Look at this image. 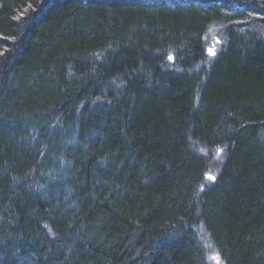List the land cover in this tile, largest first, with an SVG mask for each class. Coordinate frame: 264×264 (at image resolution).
<instances>
[{"label": "trees", "instance_id": "trees-1", "mask_svg": "<svg viewBox=\"0 0 264 264\" xmlns=\"http://www.w3.org/2000/svg\"><path fill=\"white\" fill-rule=\"evenodd\" d=\"M214 256L264 264V0H0V264Z\"/></svg>", "mask_w": 264, "mask_h": 264}, {"label": "snow or ice", "instance_id": "snow-or-ice-1", "mask_svg": "<svg viewBox=\"0 0 264 264\" xmlns=\"http://www.w3.org/2000/svg\"><path fill=\"white\" fill-rule=\"evenodd\" d=\"M209 51H210L213 55L215 54L214 51H213L212 49H209ZM168 58H169L170 60L173 59L171 56H169ZM208 179H215V177H214V176H209ZM213 258H214V259H218V258H216V257H213Z\"/></svg>", "mask_w": 264, "mask_h": 264}, {"label": "rangeland", "instance_id": "rangeland-1", "mask_svg": "<svg viewBox=\"0 0 264 264\" xmlns=\"http://www.w3.org/2000/svg\"><path fill=\"white\" fill-rule=\"evenodd\" d=\"M212 49V48H211ZM214 257H216V256H214ZM217 258V257H216ZM212 263H214V264H222V263H220L219 262V260L218 259H214L213 257H212Z\"/></svg>", "mask_w": 264, "mask_h": 264}, {"label": "water", "instance_id": "water-1", "mask_svg": "<svg viewBox=\"0 0 264 264\" xmlns=\"http://www.w3.org/2000/svg\"><path fill=\"white\" fill-rule=\"evenodd\" d=\"M213 50V49H212ZM214 51V50H213ZM215 53V52H214Z\"/></svg>", "mask_w": 264, "mask_h": 264}]
</instances>
